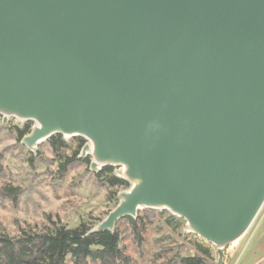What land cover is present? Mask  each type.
I'll return each mask as SVG.
<instances>
[{
    "label": "water",
    "instance_id": "1",
    "mask_svg": "<svg viewBox=\"0 0 264 264\" xmlns=\"http://www.w3.org/2000/svg\"><path fill=\"white\" fill-rule=\"evenodd\" d=\"M0 116L120 168L88 235L166 211L220 264L264 208V0H0Z\"/></svg>",
    "mask_w": 264,
    "mask_h": 264
},
{
    "label": "rangeland",
    "instance_id": "2",
    "mask_svg": "<svg viewBox=\"0 0 264 264\" xmlns=\"http://www.w3.org/2000/svg\"><path fill=\"white\" fill-rule=\"evenodd\" d=\"M26 124L18 125L13 118L4 123L0 116V235L19 238L24 232L44 233L58 226L75 229L82 224H100L115 209L118 194L129 187L110 188L100 181L90 170L89 156L85 158L88 162L77 159L62 175L64 157L55 154L51 140L40 144L36 152L22 144L19 130ZM66 142L68 149L64 154L73 157L80 150V141L71 138ZM114 169L117 176L120 168ZM7 189L17 191L16 200ZM169 215L172 216L166 211L141 209L135 220L142 217L147 223L142 242L126 220L116 224L121 246L133 264H181V257L197 254V240L212 251L213 259L207 263L219 264L215 246L186 234V223L182 229L174 230L167 224ZM220 264H264V208L238 246L225 252Z\"/></svg>",
    "mask_w": 264,
    "mask_h": 264
},
{
    "label": "trees",
    "instance_id": "3",
    "mask_svg": "<svg viewBox=\"0 0 264 264\" xmlns=\"http://www.w3.org/2000/svg\"><path fill=\"white\" fill-rule=\"evenodd\" d=\"M30 131L31 123H27L23 129L19 130V135L23 139ZM75 139L80 141V150L76 151L73 157H67L64 154L68 149V143L61 135L50 139L55 154L64 157V162L61 163L62 175L67 173L68 166L78 159L85 144L84 139ZM79 160L89 161L88 158ZM114 170L113 167L103 168L96 174V177L110 188H128L129 184L118 178ZM6 192L14 200L17 199V191L7 189ZM123 220L129 223L136 239L142 242V235L147 229L145 220L142 217L137 220L132 218ZM167 224L178 231L182 229L185 222L169 215ZM92 228L93 226L82 224L75 229L58 226L44 233L24 232L19 238H11L8 234L0 235V264H133V260L121 246L122 239L118 229H114L112 233L100 232L88 235ZM200 242L202 241L194 242L197 254L191 257H181V264H208L207 261L213 259L211 249Z\"/></svg>",
    "mask_w": 264,
    "mask_h": 264
}]
</instances>
